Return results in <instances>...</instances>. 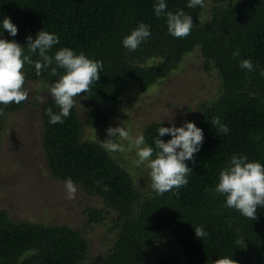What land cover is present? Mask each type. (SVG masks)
I'll return each mask as SVG.
<instances>
[{
    "label": "trees",
    "instance_id": "16d2710c",
    "mask_svg": "<svg viewBox=\"0 0 264 264\" xmlns=\"http://www.w3.org/2000/svg\"><path fill=\"white\" fill-rule=\"evenodd\" d=\"M208 1V18L201 21L206 0L194 8L186 6L187 0H166V10L182 8L193 20L186 36L174 37L166 30L165 18L154 14L155 0H0V17L9 16L17 26L15 36L4 30L6 39L23 44L27 35L43 28L59 37L50 55L67 46L102 61L98 80L85 95L83 90L77 94L81 98L76 99L88 108L83 123L74 105L63 123H49L45 109L58 111V106L52 97L39 104L41 147L54 180L63 183L70 176L88 195L101 199L102 210L86 209L89 224H101L107 215H114L108 230L113 234L111 245L90 258L80 231L66 225L14 222L6 210H0V264H150L149 246L166 232L185 264H212L221 255L232 256L238 264H264V206H257L256 217L249 219L224 207V196L212 191L219 168L231 154L244 153L264 164V0ZM139 21L150 25L151 35L129 51L121 38ZM195 49L204 60V70L216 71L220 91L195 117L203 142L193 159L186 161L192 171L175 192L157 195L151 180L148 187L137 189L108 151L82 140L83 128L102 121V108L120 104L130 85L145 92L177 70ZM234 49H239V56L232 55ZM244 58L251 60L253 70L239 67ZM32 59L38 57L33 54ZM25 70L24 82L49 85L58 78L47 69L36 75L31 65ZM24 104L25 100L0 105V133L4 115L19 112ZM213 117L227 125V135L211 124ZM159 126L150 123L143 128L146 143H153ZM161 138L170 136L165 133ZM197 225L205 228L206 237L195 236ZM156 264H176V260L168 257Z\"/></svg>",
    "mask_w": 264,
    "mask_h": 264
},
{
    "label": "rangeland",
    "instance_id": "374dc122",
    "mask_svg": "<svg viewBox=\"0 0 264 264\" xmlns=\"http://www.w3.org/2000/svg\"><path fill=\"white\" fill-rule=\"evenodd\" d=\"M209 7L206 0L201 21L208 18ZM23 86L27 89L24 107L19 112L5 114L2 119L0 210H6L14 222L66 225L80 231L87 240L89 257L94 258L112 243L113 234L108 230L114 215H107L101 224H89L86 209L102 210L101 199L88 195L78 185L74 197L67 199L63 183L51 177L41 147L39 108V104L51 97L49 85L40 81L24 82ZM219 91L220 79L216 71L204 70V60L195 49L183 58L177 70L145 92H141L137 85H130L120 104L102 108V121L95 126H84L82 140L100 144L99 140L107 138L106 127L121 123L129 136L117 139L123 151L109 154L131 175L137 189L146 188L150 183L146 162L139 166L134 163L137 157L132 141L136 135L150 123L179 126L185 120L194 122L201 107L214 101ZM74 107L83 123L88 113L86 103L77 99ZM148 251L150 264L168 257L175 259L176 264H185L170 232L150 245Z\"/></svg>",
    "mask_w": 264,
    "mask_h": 264
},
{
    "label": "clouds",
    "instance_id": "9594fccd",
    "mask_svg": "<svg viewBox=\"0 0 264 264\" xmlns=\"http://www.w3.org/2000/svg\"><path fill=\"white\" fill-rule=\"evenodd\" d=\"M203 6V0H187L186 6L194 8ZM153 12L156 16L165 18L166 30L174 37L186 36L193 26L190 13L182 8L175 11L166 10V0H155ZM7 30L8 36H15L17 26L9 16L0 17V105L9 102L20 103L27 97V89L23 86L26 70L25 65H31L36 75H40L42 69H47L57 79L49 83L48 91L52 97V103L58 106V111L50 107L45 109L49 123H63L68 117L70 109L81 98L77 94L82 90L84 95L89 91L90 85L99 78V71L103 64L100 59L86 56L84 51L76 52L72 48L62 46L50 55L52 46L59 42V37L54 32L41 28L35 35H27L26 42L21 44L14 39H6L3 35ZM151 35L150 25L139 21L130 32L121 38L122 47L129 51L135 50L142 41H147ZM35 54L38 59H32ZM234 57L239 56V49L232 52ZM239 67L253 70L250 59L239 60ZM63 72L58 73L57 69ZM264 74V70H262ZM212 125H218L219 131L225 135L229 129L227 125L220 123L213 117ZM107 138L99 140L100 145L108 152L123 151V146L117 139H127L128 130L121 123L105 129ZM168 133L167 140L161 137ZM115 138V139H114ZM203 142V130L193 121L185 120L179 126L169 123L156 129V136L150 145L145 142L143 133L136 135L132 144L136 148V160L139 166L145 164L149 169L151 188L157 195L165 191L176 189L185 185L187 174L192 169L186 161L193 159V154L198 152ZM65 196L72 199L76 192V182L70 176L63 180ZM108 186L104 185L107 191ZM205 187V191H208ZM212 191L224 196L223 206L235 208L242 216L256 217L257 206H264V164L258 159H249L246 154H231L224 166L219 168L217 182ZM194 234L198 238L206 237L207 231L201 225L193 227ZM212 264H238L229 255H221L212 261Z\"/></svg>",
    "mask_w": 264,
    "mask_h": 264
}]
</instances>
